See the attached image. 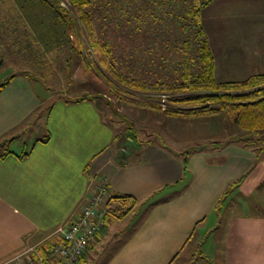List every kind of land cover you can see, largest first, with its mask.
Segmentation results:
<instances>
[{
    "label": "crops",
    "instance_id": "1",
    "mask_svg": "<svg viewBox=\"0 0 264 264\" xmlns=\"http://www.w3.org/2000/svg\"><path fill=\"white\" fill-rule=\"evenodd\" d=\"M201 18L218 81L264 73V0H212ZM49 94L26 74L0 92V264L46 255L102 180L132 199L105 206L82 264H264V131L190 151L128 133V146L93 98Z\"/></svg>",
    "mask_w": 264,
    "mask_h": 264
},
{
    "label": "rangeland",
    "instance_id": "2",
    "mask_svg": "<svg viewBox=\"0 0 264 264\" xmlns=\"http://www.w3.org/2000/svg\"><path fill=\"white\" fill-rule=\"evenodd\" d=\"M63 1L69 7L68 0H62V3ZM161 1L121 0L114 3L113 0L106 8H100L97 23L108 28L109 36L115 38L121 35V24H127L131 19L133 23L128 30L131 34L122 29L125 33L123 36L138 43V39H142V35L139 36L137 32L139 29L145 33L149 32V41H152L145 47L149 50L132 48L136 53L135 58L139 59V69L174 76L182 66L186 49L182 40L178 39L176 46L173 40H167L174 39L175 34L164 39L159 37L157 44H153L157 35L164 34L162 27L157 31L161 24L157 26L155 19L169 21V8L162 5ZM74 39L76 38L67 34L65 25L56 13L43 1L0 0V83L13 74H26L31 77L38 92L44 97L49 96L51 92L54 99L93 98L104 118L116 128L118 139H123L121 144L126 143L128 146L131 144L130 140L128 143L125 141L128 133L135 139L134 145L139 140L153 139L182 151L242 140L239 137L248 142V137H252L247 131L242 132L240 126L234 123L231 115L225 111L213 117H169L162 111L144 108L118 98L110 91L107 76L98 66L91 71L85 68L82 57L71 43ZM163 50L167 51L164 53L165 64L161 56L162 52H165ZM154 53H157L156 56H153ZM139 98L144 99L142 96ZM46 107L45 105L41 112H44ZM41 128L34 126L32 135L39 136L43 132ZM106 257L105 254L92 260L94 264H103Z\"/></svg>",
    "mask_w": 264,
    "mask_h": 264
},
{
    "label": "trees",
    "instance_id": "3",
    "mask_svg": "<svg viewBox=\"0 0 264 264\" xmlns=\"http://www.w3.org/2000/svg\"><path fill=\"white\" fill-rule=\"evenodd\" d=\"M41 1L56 13L65 25L67 34L76 38L71 43L82 57L85 68L91 71L98 66L107 76L110 91L118 98L144 108L162 111L169 117H213L225 111L231 115L234 123L250 131L251 135L264 131V73L253 74L241 81H218L215 77L214 55L201 18L202 9L212 0L161 1L162 5L169 8V21L155 19L157 26L161 24L157 31L162 27L164 34L157 35L153 44H157L159 37L164 39L175 34L174 39L167 40H173L175 46L177 41L182 40L186 49L182 66L174 76L139 69V59L135 58L136 53L132 48L148 49L145 47L152 41H149V32L139 29L137 32L139 36L142 35V39H138V43L123 36L125 33L122 29L128 31L133 23L130 18L127 24H121L122 36L119 37L111 38L107 33L108 28L99 26L97 22L100 8H106L113 0H68L69 7L62 0ZM119 1L121 0H114V3ZM128 34H131L130 31ZM168 43L167 41L166 44ZM164 53L167 51L161 55L165 64ZM15 76L13 74L0 83V92ZM11 152L8 142L0 143L1 156ZM26 154L22 153L20 157L23 158ZM131 199L130 195H113L108 203L112 200ZM222 200L223 198L216 205L219 206ZM113 211L118 217L127 213V210L121 213Z\"/></svg>",
    "mask_w": 264,
    "mask_h": 264
},
{
    "label": "built area",
    "instance_id": "4",
    "mask_svg": "<svg viewBox=\"0 0 264 264\" xmlns=\"http://www.w3.org/2000/svg\"><path fill=\"white\" fill-rule=\"evenodd\" d=\"M63 4L67 6L65 1ZM110 197L107 181L102 180L81 213L58 228L60 241L55 242L46 255L30 254L17 264H79L88 247L96 241L98 234L106 226L105 206Z\"/></svg>",
    "mask_w": 264,
    "mask_h": 264
}]
</instances>
